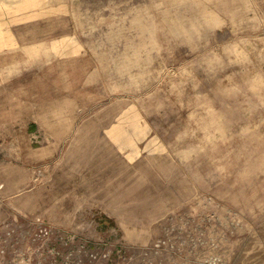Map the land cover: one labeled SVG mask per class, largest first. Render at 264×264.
<instances>
[{"label":"rangeland","instance_id":"obj_1","mask_svg":"<svg viewBox=\"0 0 264 264\" xmlns=\"http://www.w3.org/2000/svg\"><path fill=\"white\" fill-rule=\"evenodd\" d=\"M0 264H264V0H0Z\"/></svg>","mask_w":264,"mask_h":264}]
</instances>
